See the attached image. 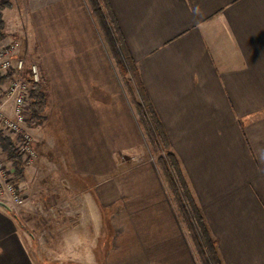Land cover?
I'll use <instances>...</instances> for the list:
<instances>
[{
  "label": "crops",
  "instance_id": "crops-1",
  "mask_svg": "<svg viewBox=\"0 0 264 264\" xmlns=\"http://www.w3.org/2000/svg\"><path fill=\"white\" fill-rule=\"evenodd\" d=\"M110 2L223 264H264V0ZM28 7L21 31L37 38L47 96L34 137L40 151L63 153L73 182L60 188L63 210L82 208L92 224H105L108 208L107 224L155 225L140 240L144 260L174 254L193 264L162 175L147 160L120 171L121 155L142 156L143 130L88 0ZM43 158L25 174L29 197L42 165L55 164ZM27 211L0 204V264H49L24 232L22 224L34 223Z\"/></svg>",
  "mask_w": 264,
  "mask_h": 264
},
{
  "label": "rangeland",
  "instance_id": "rangeland-1",
  "mask_svg": "<svg viewBox=\"0 0 264 264\" xmlns=\"http://www.w3.org/2000/svg\"><path fill=\"white\" fill-rule=\"evenodd\" d=\"M15 1L4 0L3 3L0 2V14L2 15L3 22L4 18L2 10H5L4 12L8 13V17L10 18L9 23L5 24L4 22V25L1 29L2 37H0V43H7L13 39L18 40L20 43V54L25 56L26 62H36L38 65H40L39 60L35 56V46L38 45V42L36 43L37 38H31L28 35L24 36L22 34V25L29 24L28 18L30 17V12L28 0H17L18 4H16ZM19 3H21V5ZM27 11L29 14H26ZM104 41L108 46L107 41L105 39ZM110 53L112 52L110 51ZM111 56L115 62L112 54ZM130 78L131 76L128 75L129 80H131ZM130 89L136 96H138L136 85L132 80L130 81ZM128 97L131 101L132 96L130 95L129 91ZM42 121L43 120H41V122L36 125H30V127H32V129H30L33 135L37 134V130L40 129L37 125L41 124ZM45 121L47 122V118H45ZM34 136L36 137V135ZM143 136L144 147L142 156L132 158L131 155L128 157L121 155L120 159L126 163L119 166L120 171H123L124 169L128 170L139 165L140 162L147 160L151 162L156 171L161 174L156 162L158 155L152 154L144 132ZM11 138L17 145L15 136H11ZM50 142L51 141L49 140L46 141L47 144ZM34 145L36 157L31 165L23 164L25 174L29 168L37 165L36 163L42 162L44 160L48 162V159L43 158L44 155L55 159V164L42 165L41 178L40 180L38 179L31 184L32 189L30 197L27 192L29 188H27L26 184L23 182L25 178L23 181L17 182L18 186H20L22 189L24 201L21 204L12 203L11 201L9 202H11L15 209H19V211H21L23 207L29 210L27 211V214L30 215V217L34 220V223L22 224V227L27 235H31L32 250L34 253L38 254L41 259L50 260L49 264H187L186 259H179L180 255H177V258L174 254L166 255V252L158 254L162 256L166 255V257L171 256L172 258L168 260H158L156 263L144 260L146 257H143V255H140V253L144 252V250L149 252V250L148 248H143V246L140 245V240L145 239L144 236L149 238L152 236V234L157 233L158 229L155 227V225L152 229L149 227L147 229H142L140 227L147 226V224H107L106 222L108 217H110V212L106 213V210L109 211L108 208L106 210L104 209V212L102 213L105 224H92V222L87 219V213H84L85 210L81 208V204H78L77 201L73 205V208H81L80 211L73 215L66 213L59 202L62 198L60 196V188H64L67 186V184L72 185L73 182L65 181L67 176L64 175L66 173V166L62 164L63 157L61 156H63V153H61L59 149L56 151L54 149H52L53 151L48 149L49 151L47 150L45 152V148H41V152L37 148L36 140ZM3 156L6 161L9 162L8 165L10 168L13 169L12 177L14 178V168L12 166V162L7 159L6 153H3ZM164 183L167 191L170 193L165 181ZM109 185H113V181L109 183ZM80 187L81 186L78 188ZM43 191L45 196L41 197L40 194ZM55 192H57L58 197L54 196ZM55 197L56 199L58 198L56 202L54 201ZM170 197L172 200L171 195ZM75 199L81 200L80 197H75ZM5 202H7L6 199ZM99 206L101 208L100 203ZM176 213L178 220L181 222L179 225L182 231V236H184L186 242H188L192 256L195 260V263L193 261L192 263L201 264L196 254L192 240L188 235L178 212ZM61 217L63 219V221H61L64 223L57 224L56 220L60 221ZM83 222L86 224H82ZM137 226H139V229ZM137 233L141 235V237L137 235ZM125 255H128V258L125 257ZM70 258H72L73 261H70Z\"/></svg>",
  "mask_w": 264,
  "mask_h": 264
},
{
  "label": "trees",
  "instance_id": "trees-1",
  "mask_svg": "<svg viewBox=\"0 0 264 264\" xmlns=\"http://www.w3.org/2000/svg\"><path fill=\"white\" fill-rule=\"evenodd\" d=\"M92 14L97 22L104 39L115 59L118 71L132 96V104L140 126L146 136L152 154L158 155L157 165L166 182L176 210L194 245L201 264H223L217 249V242L212 236L205 217L196 202L190 186L184 176L180 160L171 146L165 126L151 101L142 82L138 66L133 59L110 0H88ZM4 25L0 14V37ZM135 83L138 98L130 89V81ZM9 79V75L0 76V83ZM30 96V125H36L43 120V111L47 105V96L42 84L31 82ZM0 146L7 159L12 162L14 178L12 181H23L25 178L24 165L18 146L11 136L0 130Z\"/></svg>",
  "mask_w": 264,
  "mask_h": 264
},
{
  "label": "built area",
  "instance_id": "built-area-1",
  "mask_svg": "<svg viewBox=\"0 0 264 264\" xmlns=\"http://www.w3.org/2000/svg\"><path fill=\"white\" fill-rule=\"evenodd\" d=\"M6 75L9 79L0 83V130L15 136L23 164L31 165L36 157L35 137L29 124L31 82L41 84L42 76L39 65L27 63L20 54V43L16 39L0 43V76ZM8 163L0 146V198L21 204L23 192L17 182L12 181L13 169Z\"/></svg>",
  "mask_w": 264,
  "mask_h": 264
},
{
  "label": "water",
  "instance_id": "water-1",
  "mask_svg": "<svg viewBox=\"0 0 264 264\" xmlns=\"http://www.w3.org/2000/svg\"><path fill=\"white\" fill-rule=\"evenodd\" d=\"M0 204H4V205H5V202H3V201H0Z\"/></svg>",
  "mask_w": 264,
  "mask_h": 264
}]
</instances>
